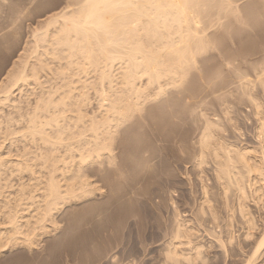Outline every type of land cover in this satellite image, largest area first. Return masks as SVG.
Returning a JSON list of instances; mask_svg holds the SVG:
<instances>
[{
  "label": "bare ground",
  "instance_id": "obj_1",
  "mask_svg": "<svg viewBox=\"0 0 264 264\" xmlns=\"http://www.w3.org/2000/svg\"><path fill=\"white\" fill-rule=\"evenodd\" d=\"M70 1L71 3H68L67 7H63L58 13L47 17L46 21L44 20V26L38 24L40 28L38 27L39 29H35L36 31L34 30L33 33L31 32V41H28V45L26 44L27 46L23 48V53L20 56L18 55L17 62L11 65L12 67L7 71L3 80H0V217L5 220L0 219L2 221L0 222V254L19 248L29 251L37 248L41 239L52 236L53 232L57 231V215L64 207L74 201L77 205L79 204L78 208L82 204V208L86 206L84 204L89 205L88 201L93 198L99 199L102 196L106 200L112 198L111 196L109 198L104 197L103 188L105 185L103 182L105 181V176L102 178L101 176L106 169H110L117 175L122 171L119 172L122 166H118V170L117 163L115 164V159L119 156L115 149L116 146L117 148L120 147L117 144L115 146L118 135L119 138L125 136V134H121V136L120 133L127 132V129L131 128L127 126L131 125L133 118L136 116L140 118L143 113L145 114L144 111L150 108H146L148 103H154V101L156 103V100H160L172 88L173 90H178L177 88L188 78L187 75L192 71L191 69L193 67L194 69L196 68L194 66L196 57L207 54L211 49L208 43L210 46L214 44L212 49L216 48L215 40L211 42L212 44L210 43L212 40L208 41L209 35L210 37L212 36L210 29L214 32L221 31L220 23L224 21V25H226L227 22L225 20H228L229 23L230 19L233 21L234 27H236L232 26V29H237L238 24L235 17L238 13L237 7H239L235 5L237 0ZM208 9L212 10V12H209ZM206 11H208V14L210 13L209 16L204 14ZM235 11L237 13L234 15ZM219 16L221 17L220 19H218ZM202 17L208 19L206 24H204L206 21H202ZM208 17L213 18L211 20ZM238 18H241V16ZM221 19L222 21L220 22ZM235 23L237 24L235 25ZM240 23L242 22H239V25ZM218 27L219 30H217ZM227 28H225L226 31H228ZM212 34L214 33L212 32ZM5 38L6 36L4 40H6ZM4 40L1 39L2 43H4ZM217 49L219 51V49L223 48ZM217 49L213 50L217 51ZM213 50L212 52H214ZM219 52L214 53L219 56ZM221 52L224 55L222 56L223 58L225 53L231 56L230 53H227V50L226 52L221 50ZM228 55L226 58L230 60L236 56L233 54L229 58ZM249 55L251 54L248 53ZM241 58L243 59V57ZM246 58L248 57L246 56ZM228 59L224 63L228 68L225 65L223 66L234 73V76H226L227 78H224L223 82L220 79L221 84L216 81L217 83H215L219 85L218 87L211 88L213 83L210 82L212 86L210 85L211 89L208 88V90L211 93H208L211 95L216 92L218 94L219 91V94H222L221 92L223 91L225 93L237 91L239 96L247 98L250 103L249 106L252 107L253 116L256 118L255 136L258 141L257 144H259L258 147H260L259 155L255 154L254 148V150L251 147L235 148L233 145L226 143L228 140L223 135L215 132L217 131L215 130L216 127L224 126L219 122L217 123L219 126L214 124V119L213 122L205 120L206 116H204V123L200 122L203 126H199L201 128L198 129H201L200 133L196 132L199 136H197L198 138L195 136L196 139L194 137L195 141H193L197 145V148H195L196 146L192 147L193 150L196 149V153L193 151L196 158L193 159V156L191 159L193 161L196 160L198 165L201 166L202 163L206 162V159L209 160L208 157H211L215 163L212 162L216 166L214 167V177L218 184L215 182V185H220L225 189V186L229 183V187H232V183L233 187H237V190H232L238 192L237 205L245 225L244 238L256 236L251 243L253 251L246 258L244 264H264V262H257L260 255L264 253V55L259 60H254L256 62L253 63L252 61L251 69L253 72L251 74L245 73L244 70L240 69L236 59L232 58L233 60L231 61ZM225 61L223 60V62ZM240 70L243 72H240ZM230 72L228 71L226 74ZM91 73L94 76H91L95 81L93 83L90 81L91 78L87 77L92 75ZM221 76L219 78H222ZM45 77L47 81L44 82L48 86L43 87L47 84L43 80L40 82V80ZM84 77L88 78L90 82ZM57 79H60L61 85H58ZM52 82H56V86L51 87V84L55 85ZM24 85H33L35 88L37 87V90L40 88L38 93H34L36 96L33 95L32 103L27 102L25 97H23L24 95H20L24 93L22 92L24 89H22V86L24 87ZM19 86L22 90L19 89ZM33 86L32 88L28 87L30 88L28 89L29 92L27 91L28 94H33L35 91ZM230 86L233 88L232 91ZM88 87L95 89L98 96V106L91 111L86 95L87 91H85V89H89ZM257 87L261 91L259 90L256 95L252 91H254V88L257 89ZM15 91H17L16 94L24 98V109L22 108L23 105H21L22 107L19 106L22 104L20 103L22 98L19 100V95L18 98L16 97L17 95H14ZM28 94L25 95L26 99ZM206 94L203 95L206 96ZM217 94H214L217 99L213 98L212 95L210 97L216 99L214 101L215 105L216 102L220 103L219 101H221L222 104H219L221 107L223 102L226 103L225 100L227 99L224 100L223 97L227 95H224V93L222 95ZM202 97L196 101L208 98ZM190 102L193 103V101ZM209 102L207 103L209 104ZM5 106L17 109V112L21 110V107L24 111L23 113L18 112V117L14 118L15 116L13 117L12 113L15 110L12 113L5 112L3 115ZM227 106L226 108L229 109ZM226 108L220 109L225 110ZM193 109L195 108L191 110ZM228 109L226 110L228 111ZM148 110L146 112H149ZM225 112L222 111V115H225L223 114ZM200 115L202 116V114ZM228 115H225V117ZM189 116L191 115L189 114ZM16 123H20L19 127L22 123V126L17 129L13 128L14 124L17 125ZM133 124L136 130H139L137 127H140V124L137 126L135 123ZM135 127L132 128L135 129ZM218 131L224 134L222 130ZM129 132L131 133V130ZM16 134H19L20 137ZM15 135L25 140V146L31 143L33 144V149L36 148L34 150L38 151L34 153L35 151L33 150L31 152L29 149L26 151L22 148L24 151L21 153L20 147L24 145L18 147L20 149L18 150L17 146L15 148V143L12 144L13 139L16 137ZM28 146L31 147V145ZM28 146L27 148H30ZM12 148L17 150L12 151ZM61 149L64 150L62 155L60 153ZM188 158L190 157L188 156ZM145 161L147 162V160ZM208 163L210 164V162ZM87 167H90L89 170H86L88 169ZM107 170L106 174L110 177L107 178L106 175V179L111 182L110 179L114 173L110 175ZM24 173L28 174L26 180L23 178ZM14 175L19 177L16 180L18 182H15L18 183L15 195L12 194V191L4 190L10 183V176L13 178L15 177ZM115 177L118 179L119 175ZM120 183L121 181L119 180ZM122 183L119 186L121 191L124 188L121 189ZM202 183L204 182L202 181ZM201 186L202 199L208 204V196L212 194L209 192L208 195L207 186L203 184ZM245 186L254 194V203L263 215L260 220L261 227L255 223L254 217L244 202L246 196ZM229 187H226L228 188L227 191H229ZM105 188L107 189V187ZM7 189L10 190V187ZM111 189L114 190L113 188ZM114 191L115 193L118 192L116 189ZM223 193V196H228L225 192ZM224 197L227 198L226 196ZM94 201L97 202L96 200ZM225 201L227 203V200ZM200 205L202 206V203ZM104 209L100 213L97 212V217L102 216V213H104L103 216L106 214ZM109 209L107 210L109 211ZM180 215L172 216L174 217L173 221L171 220L173 229L171 231L172 234L171 232L169 233L171 235L169 242L165 243H168L165 251L167 258L172 261L176 262V259L178 260V257H181V260H186L184 262L194 264L196 261L204 259L201 257V246L193 243L192 240L196 239V237H193L198 230L189 221L182 219L183 217L181 218ZM108 217L109 215H107ZM257 230H259L257 232L258 235H256L257 233L253 235V232ZM214 234L216 236V231ZM210 235L212 236V234ZM216 237L213 238L217 239V244L220 247L225 246Z\"/></svg>",
  "mask_w": 264,
  "mask_h": 264
},
{
  "label": "rangeland",
  "instance_id": "obj_2",
  "mask_svg": "<svg viewBox=\"0 0 264 264\" xmlns=\"http://www.w3.org/2000/svg\"><path fill=\"white\" fill-rule=\"evenodd\" d=\"M0 1H2L0 2V80L2 81L7 71L12 67L11 65L17 62L18 55L20 56L23 53V48L28 45V41H31L30 37L33 31L35 29H39L41 25L44 26L47 17H49L51 14L58 13L59 10L61 11L63 9V7H67L68 3L70 4L71 1ZM235 5L240 7H237L238 13L237 11L234 12V15L237 13V15H235V17L237 18L236 22L238 23H235V25L237 24V29H234L236 27H234L233 21L231 19L229 20V23L228 20H225L227 22L226 25H224L225 23L221 19L220 22H222L220 23V26H218L222 30L218 31L220 32L219 34L217 31H211L212 29L209 30L212 35L211 37L215 36L214 38H211L209 35L208 38V41L212 40L210 41V43L214 42L213 40H215L214 43L216 48L213 49H223H219L220 52L218 51V49L217 51H214L212 49L214 44L211 43L212 46H210V44L208 43V46L211 47V52H209L210 50L208 48L209 54L207 52V54L205 53V55L203 56L200 55L196 57L197 59H195L194 65L196 68L194 69L193 67L191 69L192 71H189L190 73L187 75L188 78L186 77L187 79L184 80L185 82H183V84L179 88H177L178 90H173V88L171 90H168V94L166 92L167 95L165 94L160 98V100H156V103L154 101L155 105H153L154 103L152 102V105L151 103H148L146 108H150H148L149 110L146 109L144 111L145 114H148L145 115L143 113V117L141 115L142 118L134 116L135 118H133L134 120H131V125L129 124V126H127L128 128H131L127 129V132L125 131L120 133V135L125 134V136L119 138L118 135L117 139L120 143H116V141H118L116 140L115 146L117 144L120 145V147L117 148L116 146L115 149V152H117V155H119L117 156L115 154V156H117V159H115V164L117 163V167L122 166L120 167V170L118 167L119 172L122 170V173L120 172L121 174H118V179L121 181V183L124 181L122 183L123 186L121 185V189L124 187L122 191L119 190V186L121 183L119 184V180L115 177L118 175L113 171H110V169H106L110 172V175H112L113 173L114 174L112 175L113 177L110 179V182L109 179H106V175L107 178H109L110 176L106 174L105 170L103 172V175L101 174V178L105 176L104 180H107L109 182L106 183L107 181L105 182L103 180V184L105 185V187H107V189L111 187L114 190H119L115 193V191L111 188L109 189L110 191H107V189L103 186L106 189L105 190L103 188L105 192L104 197H112L107 200L106 198H104L109 202H106L102 198L103 196L99 199H91L90 201H88L89 203L87 202L89 205L84 204L86 206H83L82 208V204L78 208L79 204L77 205L75 201L72 202L70 205L66 206L67 208L64 207L57 215L56 219L58 223V229L56 232H53L52 236L50 235L41 239L37 248L31 251L19 248L11 250L9 252H2V254H0V264H188V262H184L186 261L185 259L181 260V257H178V260L176 259V262L172 261L171 259L167 258L168 256L165 251L167 250L166 248L168 244L165 243L167 241L169 242V238L171 237L169 233L173 229V226H171L173 224L172 219L176 216V214H181L180 217H183L182 219L189 221V223H191L194 228H197L198 230H196L197 233H195L193 237H196V239L192 240L193 243L201 246V257H203L204 259L201 261L198 260L199 262L196 261V264L245 263L246 258H248L253 251L251 243L256 238L254 234L257 233L260 229L253 232L254 236L247 239L244 238L245 225L238 211V192H235V190H237V187H233L234 185H232V183L231 186L233 188L229 187V183L225 186V189H223L224 187H221L220 185H218L219 187L215 185L216 178L214 177V167L216 166L211 157H208L209 160L211 159L210 161L206 159V162L202 163V167L198 165L196 160L193 161L191 159L193 158V156V159L196 158L195 148H197V145L193 141H195L196 137L199 136L198 133L196 134V132H199L201 130L198 129L203 126L201 123L204 121V116H206L205 120H209L211 122L215 120L213 122L214 124H217L219 122L224 126L221 127L217 124L219 127H216L215 130L217 131L215 132L223 135L224 138L228 140V142H226L225 140L226 143L233 145L235 148H254L255 150H253L255 151V154L257 156L260 152V147H258L259 144H257L258 141L256 140L255 136L257 127L256 118L253 116L252 107L249 106L250 103L247 101V98H244L245 96H239L237 94V91H232L233 88L232 86H230L232 91L231 93H225V91L221 92L222 94L224 93V95H227H223V99H227L228 101L225 100L226 103L223 102V106L224 104L225 106L220 107L219 104L221 103V101H219L220 103L216 102V105L214 103V101H216L217 99L214 94H217V92L211 94L213 98H216L212 99L210 97L211 95H209L211 92L208 90V88H210L212 85L213 86L211 88L218 87L219 85L216 83L219 82L221 84V82L225 80L224 78H227L228 76H234V73L230 72L229 69H226L227 66L226 64H224L227 62L226 59L228 58H226V56L228 54L226 55L225 53V57L223 58L222 56L224 55H222L221 50L224 52H226L227 50V53H230L231 56L233 54L236 55L232 58L236 59L238 61H236V63L240 64H238V67L248 74H251L253 72L251 69L252 61L254 63L256 62L254 60H259L261 56L264 55V0H237ZM208 11L212 12V10L210 9H208ZM208 11H206L204 14H208ZM209 14L207 16H209ZM238 14L239 16H241L242 20L241 18H238ZM207 16H205V18H207ZM214 17L217 18L216 15H214ZM202 18V21H206L204 23L206 24L208 22V19H205L204 17ZM208 18L211 19L213 17ZM220 18L221 17L219 16L218 19ZM239 22H242L243 25L242 23H240L239 25ZM232 26L234 27L233 29ZM219 27L217 30H219ZM223 27H228V31H226L225 28L223 29ZM212 32L214 34H212ZM5 36L6 40H4ZM1 39L4 40V43H2ZM217 43L219 44L217 45ZM212 50L214 52H219L221 55L219 54L218 56V54L212 52ZM246 51L249 52L246 53ZM248 53L251 55L248 56ZM231 56L228 55L229 58H231ZM244 56L245 58L246 56L248 58L245 59ZM241 57H243V59ZM232 58L231 60H233ZM223 60L226 61L223 62ZM228 60L231 61L230 59ZM29 61L31 62V60ZM223 65H225L226 67ZM242 70H240V72ZM228 71L231 74H226V72ZM219 74L220 76L222 75V78H219ZM91 76L94 77L93 74L88 75L87 77L91 78ZM214 77L216 78L214 79ZM45 78H40V82L42 80L43 82H46L47 78L46 80ZM88 78L86 79L89 81ZM57 80L58 81L56 82L60 83H58V85H61L62 82L60 81V79ZM90 81H92V83L95 82L93 78H91ZM56 82L52 83L55 84ZM210 82L213 84L211 85ZM32 86L33 85H24V87L22 86V89L24 88L22 92L24 93L20 94L21 96L24 95L23 97H25V100L29 103L33 102L31 101V99L33 100L34 96H36V94L34 93H38L40 91V88L39 90H37V87L35 88L33 86V90L35 91L33 92V94L29 93L31 94L29 95L27 91L28 89L32 88ZM45 86H48V84L44 85L43 87ZM53 86H56V84H51V87ZM257 89L254 88V91H252V93L254 92L253 94L257 95L258 91H261V89H259L258 87ZM85 91H87L86 95L88 97L89 108H91L90 111L94 110V108L98 106V96L96 94L97 92L93 88H89L87 90L85 89ZM16 92L17 91H15L14 95H17L16 97L18 98L19 94H16ZM25 93L28 94L27 99ZM202 93L204 95L207 93L208 95L206 94V96H204ZM20 95L18 98L19 100H21L22 98L20 97ZM202 95L205 98L208 97L207 99L204 98L206 100V105L205 100L203 99H201L203 103H201V100L196 101L200 99ZM23 100L24 98H22V102H20L22 104L19 103V106L23 105V107H21L24 109L25 100L24 102ZM190 101H193L194 104ZM207 102H209V104ZM149 105H151L153 108ZM196 105H200L202 107L200 108V106ZM226 106L229 107V109L226 108ZM21 107L20 109L22 111L18 110L19 113H23L24 111ZM190 107L195 109L191 110L192 108L190 109ZM217 107H220L221 109L226 108L228 109V111L226 109L221 110ZM14 110L15 109L5 106L3 109V115L5 112L12 113ZM147 110L149 112H146ZM222 111H226L223 114L230 115L225 117V115H222ZM18 112L16 109L14 113H12V116H15L14 118L18 117ZM227 112L229 113L227 114ZM189 114L191 116H189ZM200 114H202V116ZM136 118H138V120H136ZM227 118L228 120H230H226ZM135 120L138 122H136ZM132 121L136 126L140 124V127H137L139 130H136V127L133 126L134 124L132 123ZM16 124L17 125L14 124L13 128L17 129L22 126V123L20 127V123ZM141 125L144 126L142 127ZM132 127H135V129H133ZM129 130H131V133L129 132ZM218 130H222L224 134ZM16 135L20 137L19 134ZM16 137L13 139L12 143H15V148L17 146L18 150H22L23 148L26 151H28V149L29 151L31 150V152L32 150L35 151L34 149L36 148L33 149V144L26 142L32 147L31 148L27 145L28 147H30L27 148V146H25V140L22 137L21 139L17 137V141ZM18 147H20V149ZM192 147H195V150H193ZM15 148H12V151H16L17 149L14 150ZM24 150H22L21 153H23ZM36 151L34 153H36ZM193 151L195 153H193ZM60 153L62 155L64 153V150L61 149ZM188 156L190 158H188ZM145 160H147V162ZM208 162H210V164ZM87 168L88 169L86 170H89L90 167ZM147 168L149 169V172ZM243 175H245V173H243ZM12 176H10L9 178V185L6 186L4 190L8 192L12 191L13 193H10L15 195L18 186V183L15 182H18L16 180H18L17 178L19 177L17 175H14L15 177L12 178ZM26 177H28V174L24 173L23 178H25V180L27 179ZM202 181L204 183H202ZM15 184L17 185L15 186ZM201 184L207 186L206 189L208 191V195L209 192L212 194L208 197L213 201H210L208 199V204H206L207 202L202 199L203 192L201 190ZM10 185L13 186L11 187ZM9 187L10 190H6V188ZM226 187H229V191H227L228 188ZM225 190L227 191V193ZM108 192L112 195L107 194ZM223 192H225V194H228V196L224 195L228 199L222 195L224 194ZM245 192L246 196L244 202L246 203L249 212L254 217L255 223H257V225L261 227L260 220L263 218V215L257 208V205L254 203L255 196L251 193L247 186H245ZM217 194H219L221 198ZM94 200H96L97 202H95ZM225 200H227V203H225ZM103 201L104 203H102ZM105 202L109 205L107 204V206ZM201 203L202 206L200 205ZM199 205L201 208L199 207ZM105 207L107 209H109L110 207L109 211ZM103 209L106 214L103 216L104 213H102V216L97 217L98 213L102 212ZM88 210H91L92 212H89ZM214 210L216 211V213ZM107 215H109L108 218ZM0 219L4 220L3 217H0ZM0 222L2 221L0 220ZM206 230L208 233L206 232ZM212 231L214 233L216 231V236L219 237H216ZM210 234H212V236ZM256 235H258V233ZM230 236L233 238L229 239L231 238ZM213 237L219 238L223 242V244H225V246L223 245V247H220V245L217 244V239L215 240V238ZM228 239L231 241H229ZM262 254L263 255H260L259 259H257V262H264V253Z\"/></svg>",
  "mask_w": 264,
  "mask_h": 264
}]
</instances>
